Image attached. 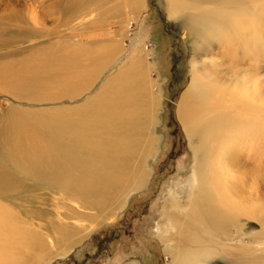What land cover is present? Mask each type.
I'll list each match as a JSON object with an SVG mask.
<instances>
[{
	"label": "rangeland",
	"instance_id": "rangeland-1",
	"mask_svg": "<svg viewBox=\"0 0 264 264\" xmlns=\"http://www.w3.org/2000/svg\"><path fill=\"white\" fill-rule=\"evenodd\" d=\"M192 11L188 4L169 0H140L137 7L126 0H0V222L6 214V224L20 226L26 233L22 238L1 235L0 244L7 243V252L17 264H169L172 249L180 244L178 225L185 219L183 211L195 181L196 159L188 142L195 143L192 133L223 102L215 103V97L204 112L184 110L182 122L177 116L194 55L181 22ZM106 49L111 54L106 66L84 91L73 93L74 98L59 93L68 80L46 82L48 69L52 77L67 74L69 84L85 80L86 74L74 77V71H93L91 60ZM263 51L256 62L260 85L264 84ZM46 57L67 58L68 63L60 60L64 68H58ZM138 57L145 60L146 76L154 80L152 89L159 97L155 121L147 124L153 143L148 148L154 154L139 164L146 173L140 184L96 201L55 178L53 171L49 175L35 171L43 178L38 181L21 171L10 144V126L17 114L29 118L26 113L33 111L51 123L68 122L74 106ZM244 153L247 150L231 154L232 170L240 168L237 160ZM239 224L242 243L220 244L244 248L240 255H229L228 264H251L255 258L264 264V243L249 241L258 224L245 218ZM212 264L222 262L216 259Z\"/></svg>",
	"mask_w": 264,
	"mask_h": 264
},
{
	"label": "bare ground",
	"instance_id": "bare-ground-1",
	"mask_svg": "<svg viewBox=\"0 0 264 264\" xmlns=\"http://www.w3.org/2000/svg\"><path fill=\"white\" fill-rule=\"evenodd\" d=\"M126 1L136 7L140 3ZM173 1L188 4L193 10L181 22L194 55L190 59L191 80L177 116L182 122L184 110L204 112L215 97V103L223 102L222 108L192 133L195 143L188 142L196 159L195 185L187 211H183L185 219L178 225L180 244H175L168 263L212 264L219 259L228 264V256L240 255L244 248L220 244L242 243V218L259 226L249 241L264 243V84L260 85L256 63L264 50V0H169ZM109 55L106 49L92 59L94 70L90 73L74 71V77L86 74L79 83L69 84L67 74L52 77L51 69L44 73L46 82L68 80L59 93L74 98L77 95L73 93L84 91L92 77L103 70ZM46 59L56 61L58 68H64L60 60L68 63L67 58ZM142 62L145 60L138 57L107 77L95 95L74 106L77 109L68 122L51 123L33 111L26 113L31 114L29 118L17 114L10 126V138L16 144H10H14L11 155L18 159L21 171L35 181L43 179L35 171L45 175L53 171L55 178L96 201L105 194L120 195L138 181L140 184L146 173L139 164L153 153L148 148V143H153L147 136V124L155 121L159 100L152 89L154 80L146 76ZM245 150L248 153L238 156L240 168L232 170L231 154ZM5 218L6 214L0 222V236L26 237L23 228L6 224ZM7 246L0 244V264H17ZM250 263L261 262L255 258Z\"/></svg>",
	"mask_w": 264,
	"mask_h": 264
}]
</instances>
